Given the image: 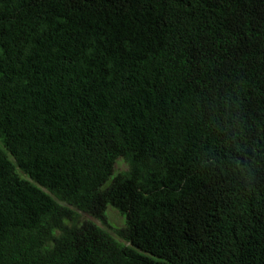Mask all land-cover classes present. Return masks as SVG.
I'll use <instances>...</instances> for the list:
<instances>
[{
	"label": "trees",
	"instance_id": "1",
	"mask_svg": "<svg viewBox=\"0 0 264 264\" xmlns=\"http://www.w3.org/2000/svg\"><path fill=\"white\" fill-rule=\"evenodd\" d=\"M0 264H264V0H0Z\"/></svg>",
	"mask_w": 264,
	"mask_h": 264
},
{
	"label": "rangeland",
	"instance_id": "2",
	"mask_svg": "<svg viewBox=\"0 0 264 264\" xmlns=\"http://www.w3.org/2000/svg\"><path fill=\"white\" fill-rule=\"evenodd\" d=\"M127 168L126 164L123 163V162H120L118 165H117V169L118 170H125ZM108 217H109V220L111 221L112 224L116 225V226H123L124 224V218L122 217V215L117 211L115 210L113 207H110L108 209ZM97 220V219H96ZM97 222L99 224H101L100 221L97 220Z\"/></svg>",
	"mask_w": 264,
	"mask_h": 264
}]
</instances>
